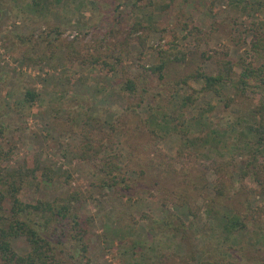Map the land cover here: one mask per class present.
<instances>
[{
	"label": "rangeland",
	"instance_id": "obj_1",
	"mask_svg": "<svg viewBox=\"0 0 264 264\" xmlns=\"http://www.w3.org/2000/svg\"><path fill=\"white\" fill-rule=\"evenodd\" d=\"M259 21L264 25V0H0L4 163L13 166L29 155L52 170L50 180L23 185L18 192L22 200L52 199L68 186L78 192L77 213L92 220L82 235L84 255L74 251V260L66 255L68 264H199L213 257L264 262V216L243 214L246 200L253 207L264 202V195L250 176L239 175L247 158L244 142L254 138L244 127L257 121L255 99L250 88L234 95L232 85L239 61L261 62L250 48L252 27ZM135 22L139 26L133 30ZM138 35H145L144 43ZM164 43L166 52L178 49L184 59L170 62L161 79L136 80V92L127 93L125 77L155 61ZM224 50L235 64L221 95L204 92L182 105L181 96L195 95L202 81L176 79L197 66L214 72L215 59ZM201 51L212 57L201 60ZM26 89L36 92L31 102L21 101ZM227 95L233 99L225 106ZM127 105L142 117L159 119L154 141L144 128L132 139V127L123 123ZM87 119L104 127H90V135L110 133L111 149L100 154H115L131 177L137 176L138 166L127 159L130 150L181 151L189 157L191 178L200 175L190 192L195 215L186 204L169 200L168 190L175 185L189 188L174 173H148L123 189L102 184L94 161L80 153ZM108 123H116V129L109 131ZM211 129L217 131V141L191 144L197 135L207 138ZM220 160L229 165L215 172L213 164ZM167 210L181 217L184 231L150 227V219L163 218ZM232 214L244 226L226 231L223 223ZM60 240L69 243L67 235ZM10 242L17 252L28 248L23 236Z\"/></svg>",
	"mask_w": 264,
	"mask_h": 264
},
{
	"label": "trees",
	"instance_id": "obj_2",
	"mask_svg": "<svg viewBox=\"0 0 264 264\" xmlns=\"http://www.w3.org/2000/svg\"><path fill=\"white\" fill-rule=\"evenodd\" d=\"M208 9H212L208 6ZM252 27L250 48L260 58L261 62L253 64L251 62L239 61L240 70L236 79L232 82L233 94H243L246 88H250L255 99L253 111L257 115L255 124H246L244 130L252 132L254 138L252 141H245V151L247 158L239 170L240 177L250 176L258 187V191L264 195V25L262 22H256ZM139 23L135 22L133 30L138 28ZM194 28V27H193ZM200 36V35H199ZM145 35H138V40L144 43ZM167 43L157 49V59L141 66V73L132 77H125L123 89L129 94L136 92V80L140 83L148 82L149 78L155 77L161 79L172 61H182L184 54L178 49L174 53L166 52ZM177 52V53H176ZM170 54H172L170 56ZM211 53L200 52L199 58L206 60L211 58ZM233 62L224 50L215 59V71L205 72L201 67H195L194 71L176 79V82H185L186 78L201 79L202 83L194 89L195 95L187 94L180 98L182 105L191 103L197 96L204 92L211 91L214 95H221V85L232 78ZM36 96L32 89H26L21 98L23 102H31ZM233 97L227 95L224 100L226 106ZM128 112L124 110L125 126H131L133 140L137 139L136 132L144 128L145 136L152 141L158 137L159 119L150 115L142 117L135 107L127 105ZM126 114V115H125ZM165 115H162V117ZM164 120V119H163ZM85 128L82 132V139L79 145L81 156L87 160H93L98 173L101 175L102 184L108 186L117 185V188H128L131 181L135 178H145L148 173L160 172L162 175L174 173L188 185L189 188L175 185L168 190V198L172 202L186 204L188 211L195 215L196 207L191 189L196 188L200 175L196 174L198 179H192L190 175L189 157H185L181 151L174 155L159 153L153 148L144 153H133L129 151L127 159L133 160L138 166L137 176L131 177L127 174L125 163L116 161V155L112 153H103L107 148L111 149V136L105 131L102 136H92L88 133L90 127H98L103 130L101 122L94 119L84 121ZM109 131L116 129V123H108ZM83 127V126H82ZM108 131V132H109ZM211 134L204 138L197 135L191 141V144L205 143L208 140L212 142L218 140L217 131L210 130ZM209 132V133H210ZM151 144V143H149ZM148 144V145H149ZM8 157V152L0 147V264H68L65 256L74 260L72 252L77 251L83 256L86 250V243L82 235L91 216H79L77 213L76 202L79 200L78 192L71 187H67L62 193L52 199H36L34 202L20 199L18 192L23 185L37 186L44 180L52 178V170L47 165H42L38 158L24 156L21 161L15 165H7L4 161ZM178 162L179 167H174ZM229 165V161L220 160L216 165L213 164L215 172L221 171ZM190 175V176H189ZM189 178V179H188ZM138 182V181H137ZM231 184V182H228ZM223 186V184H222ZM178 187V188H177ZM116 188V186H115ZM173 190V191H172ZM223 194V187L218 190ZM243 214L264 216V202L259 205L250 206L247 200L244 202ZM81 217V218H80ZM150 227L169 228L173 231H184V221L172 210H167L163 218H151ZM243 220L237 215L232 214L223 223L226 231L234 227H243ZM67 235L69 243L65 244L60 240V236ZM16 236H23L27 243V250L20 253L11 245L10 239ZM71 249V250H70ZM74 264V262H73ZM189 264V263H186ZM199 264H240L230 259H221L213 257L200 261ZM260 264H264L261 262Z\"/></svg>",
	"mask_w": 264,
	"mask_h": 264
}]
</instances>
